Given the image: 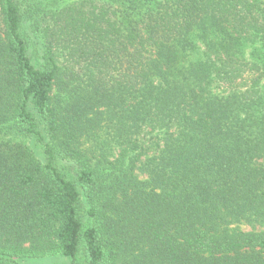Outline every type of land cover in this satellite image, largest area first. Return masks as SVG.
<instances>
[{
    "label": "trees",
    "instance_id": "16d2710c",
    "mask_svg": "<svg viewBox=\"0 0 264 264\" xmlns=\"http://www.w3.org/2000/svg\"><path fill=\"white\" fill-rule=\"evenodd\" d=\"M51 254L264 264V0H0V264Z\"/></svg>",
    "mask_w": 264,
    "mask_h": 264
},
{
    "label": "rangeland",
    "instance_id": "374dc122",
    "mask_svg": "<svg viewBox=\"0 0 264 264\" xmlns=\"http://www.w3.org/2000/svg\"><path fill=\"white\" fill-rule=\"evenodd\" d=\"M58 168L66 175L68 178H73V171L69 167L68 162L64 160H59L57 163ZM242 230H250L251 227L247 224L240 225ZM24 264H68L66 259L59 256V255H46L43 257H38L36 259H31L28 261H25Z\"/></svg>",
    "mask_w": 264,
    "mask_h": 264
}]
</instances>
